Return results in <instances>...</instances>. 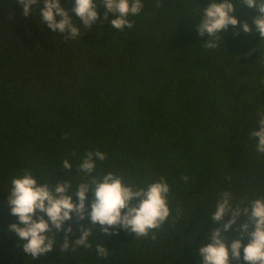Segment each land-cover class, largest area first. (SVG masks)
Listing matches in <instances>:
<instances>
[{"label":"trees","instance_id":"trees-1","mask_svg":"<svg viewBox=\"0 0 264 264\" xmlns=\"http://www.w3.org/2000/svg\"><path fill=\"white\" fill-rule=\"evenodd\" d=\"M142 2L130 29L111 28L110 13L87 29L73 14L81 37L63 40L67 33L42 24V4L24 16L16 0H0V264H199L197 246L214 227L220 193H231L233 204L264 197V155L248 135L264 110V40L230 25L208 49L196 26L209 0ZM234 8L254 27L255 10L239 0ZM94 150L106 154L94 175L113 172L135 186L164 177L168 220L155 239L120 228L106 235L97 226L92 248L59 254L62 229L53 251L33 260L7 231L15 219L6 204L11 179L29 169L38 183L69 179L75 187L84 178L81 158ZM69 224L70 241L90 226L74 215ZM97 243L107 258L97 256Z\"/></svg>","mask_w":264,"mask_h":264},{"label":"clouds","instance_id":"clouds-1","mask_svg":"<svg viewBox=\"0 0 264 264\" xmlns=\"http://www.w3.org/2000/svg\"><path fill=\"white\" fill-rule=\"evenodd\" d=\"M70 2L73 6L66 7ZM239 2L258 13L252 21L254 27L237 19L234 0H209L199 15L201 22L196 26L200 36L207 34L208 39L203 42L205 48H216L221 39L219 34L226 33L230 25L233 28L239 25L244 33L264 40V0ZM16 3L22 6L24 16L31 14L33 6L42 4L39 8L42 24L53 32L67 33L63 40L81 37L73 14L82 21L84 28L89 29L98 18L101 21L107 19L110 13L113 17L111 28L123 31L125 27H133L128 17L140 14L144 7L142 0H100L105 9L100 14L95 0H65L63 7L60 0H16ZM160 3L161 0H156L157 7ZM256 115L258 129L248 135L257 139L256 151L264 155V110L257 111ZM105 159L106 154L99 150L86 152L76 168L84 174V178L75 187L69 179L54 185L44 181L38 183L36 175L29 169H23L22 174L11 179L6 204L9 214L15 219L7 226V231L15 234L20 242L18 247L25 255L33 260L47 256L58 243L57 235L62 229L65 236L59 242V254L92 248L91 237L97 226L106 235H114V230L120 228L134 233L135 238L148 237L152 233L151 239H155V230H159L171 214L169 184L164 177L144 186H135L126 184L121 175L113 172L94 175L96 161ZM72 167L68 159L62 161L66 173ZM181 179L188 182L189 178L182 176ZM89 194L91 199L86 206ZM73 215L77 221L87 218L90 226L84 228L81 225L79 238L70 241L68 234L72 232V227L70 224L66 228L63 226ZM225 217L229 218L225 220ZM210 220L214 227L197 246L199 264H231L241 260L244 264H264V197L246 204L243 200L233 204L231 193L221 192ZM237 220L241 221L235 229L238 235L226 242L225 233ZM95 252L98 257L107 258L110 251L97 243Z\"/></svg>","mask_w":264,"mask_h":264}]
</instances>
